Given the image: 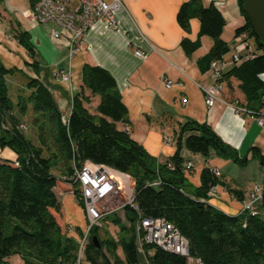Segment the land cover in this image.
Returning <instances> with one entry per match:
<instances>
[{"label":"trees","instance_id":"16d2710c","mask_svg":"<svg viewBox=\"0 0 264 264\" xmlns=\"http://www.w3.org/2000/svg\"><path fill=\"white\" fill-rule=\"evenodd\" d=\"M28 1L33 7L37 0ZM237 2L244 24L235 30L234 36L242 34L249 51L241 55L239 64L228 67L218 82L222 93L226 89L233 101H244L243 111L264 118L260 115L264 113V82L260 78L264 73V52L241 0ZM194 18L199 22L196 39L184 37L180 44L189 56L200 46V37L208 36L212 45L198 60L200 68L206 70L212 60H221L231 51L232 43L221 38L224 20L213 4L204 6L201 0L183 2L176 13L180 28L189 32V21ZM14 37L32 57L28 33L18 31ZM14 71L0 60V150H8L14 156L0 155V264L15 254L23 264H75L77 243L60 224L61 204L53 189L73 192L83 207L77 185L62 177L68 178L73 166L80 167L84 161L130 175L134 181L133 201L142 214L171 223L187 243V256L153 244L145 243L139 248L136 215L126 206L124 215L129 226L120 224L117 217L111 218L122 233L116 241L111 237L101 239L99 227L90 228L84 257L91 264H137L138 249L143 251L147 264H193L188 258L200 264H264V174L255 214L244 211L229 215L207 203L210 189L217 185L233 198L243 199L240 190L232 188L207 165L210 154L240 165L246 162L207 124L194 120L179 123L175 153L166 163L157 164L131 139L127 109L106 70L82 66L81 84L72 97L66 123L50 92L37 78H29L21 93L10 96L6 78ZM94 96L99 100L91 111L88 103ZM20 123L34 132L36 144L19 128ZM182 145L203 157L205 164L197 187L184 176L185 167L179 155ZM249 153L264 167V154L255 147ZM56 165L61 169L60 176L52 172ZM157 180L160 184L152 185ZM91 236L98 240V248L92 245ZM118 248L122 259L116 255Z\"/></svg>","mask_w":264,"mask_h":264},{"label":"crops","instance_id":"0c3cea01","mask_svg":"<svg viewBox=\"0 0 264 264\" xmlns=\"http://www.w3.org/2000/svg\"><path fill=\"white\" fill-rule=\"evenodd\" d=\"M185 1L119 0L121 7L115 16L117 28H109L101 22L93 24L83 35L77 54L70 57L67 39L52 38L54 25L34 21L28 0H0V60L6 68L15 69L6 78L10 96L21 93L29 78H37L50 92L61 115L68 116L72 97L81 84L82 66H98L106 70L116 83L127 109V130L131 139L141 145L157 164L166 163L175 153L179 123L187 120L207 124L222 142L236 151L239 158L245 157L251 161V147L264 154L263 117L248 110L243 111L244 101H233L226 89L220 92L218 100L211 106L205 103L202 88L210 86L213 79L207 69L200 68L198 60L208 52L212 40L208 36H201L200 46L189 56L184 53L181 40L185 37L194 41L199 29V22L195 18L189 21V32L178 25L176 13ZM201 2L204 6L213 4L220 12L224 20L221 38L233 45L235 30L244 24L237 0ZM18 31L28 33L32 57L14 37ZM136 50L142 52L141 57L134 54ZM231 54L232 49L223 59L228 60ZM60 74H66L68 79L60 80ZM260 78L264 82V73ZM167 80L171 82L169 88L164 85ZM233 94L241 99L238 92ZM89 99L88 107L94 111L99 98L94 96ZM260 115L264 116V113ZM26 136L36 144L32 130ZM0 155L14 157L8 150H0ZM179 155L184 167L187 163L191 164L184 176L193 187H197L200 171L205 164L203 157L191 153L183 145ZM229 161L211 153L207 165L222 175L232 188L240 190L243 199L239 201L233 198L217 185L207 203L226 214L237 215L248 201L252 188L248 186L243 191L231 182L224 171ZM53 191L61 204L60 224L72 226V236L76 238L86 222L84 209L72 192L63 188H54ZM256 204L259 201L253 204L254 207H257ZM108 216L97 233L101 239L111 237L116 241L122 233L111 218L119 217V213L115 211ZM119 220L120 224L129 226L125 215ZM111 224L119 231L116 237L104 232L105 228L111 229ZM115 252L122 259L120 249ZM136 258L137 264H147L142 250L138 249ZM5 264L23 262L15 254L6 258ZM79 264L91 263L83 256Z\"/></svg>","mask_w":264,"mask_h":264},{"label":"built area","instance_id":"2783aa9c","mask_svg":"<svg viewBox=\"0 0 264 264\" xmlns=\"http://www.w3.org/2000/svg\"><path fill=\"white\" fill-rule=\"evenodd\" d=\"M121 5L119 0H37L32 7V18L40 24L50 23L55 29L51 30V36L54 39H67L69 55L74 56L80 49V44L86 30L97 22H101L109 28H117L116 13ZM241 34L235 37V43L232 46V54L228 60H212L207 68L208 73L213 79V83L202 88L205 103L211 106L218 100L221 87L218 82L222 73L232 65H237L241 61V55L249 51L247 42L243 41ZM134 54L142 56V52L136 50ZM60 80L68 79L66 74H60ZM166 88L171 86L167 80L164 83ZM185 103V99L182 100ZM239 109V108H238ZM241 110V109H239ZM64 123L67 122V116H62ZM19 128L26 130L27 126L19 124ZM191 167L187 163V169ZM63 180L73 181L77 185L79 197L83 204L85 212V225L79 236L74 238L77 243V252L75 264H79L84 256V249L88 241L89 231L92 226L101 227L102 221L112 212L123 209L128 206L136 215L135 227L137 231L136 243L139 248L143 244H153L165 251L187 256V243L180 236L174 226L163 218L146 217L138 209L133 201L134 181L127 173L117 171L111 167L102 164L84 161L80 167H74L68 178ZM157 180L152 185H159ZM215 192L214 187L209 191V195ZM73 193V192H72ZM121 195V196H118ZM121 197L122 201L116 200L118 205L107 209L108 199ZM261 196V187L253 186L249 193L248 201L242 205L241 212L248 211L255 214L254 203L259 201ZM66 235L72 236V226H66ZM189 262L191 259H188ZM194 264H200L193 261Z\"/></svg>","mask_w":264,"mask_h":264},{"label":"rangeland","instance_id":"374dc122","mask_svg":"<svg viewBox=\"0 0 264 264\" xmlns=\"http://www.w3.org/2000/svg\"><path fill=\"white\" fill-rule=\"evenodd\" d=\"M233 44L235 43V36H234V40H233ZM233 46V45H232ZM253 48V46H252ZM248 52V51H246ZM242 59V58H241ZM26 135H30L31 134V129L29 130H24ZM251 161L250 159H246L245 164L240 165L237 163H234L232 160H230L226 167L224 168V171L226 173V175L229 177V179H231V182L234 185H237V187H239L240 189H242L243 191L247 189L248 186H250L251 188L253 186H258L261 187L262 186V179H263V174H264V167L261 166V164L258 162V160L254 157H251ZM60 168L56 165L55 167L52 168V172L56 175V176H60ZM74 194V193H73ZM121 196V195H118ZM114 197V198H109L107 202H109V205H106L107 209L115 207L118 205V202H116V200H120L122 201L121 197ZM256 206L258 207L259 204H256ZM124 208L118 210L119 213V217L117 216V218L120 217H124L123 214ZM125 222V220H124ZM111 229L105 228L104 232H106V234L108 236H115L118 235V229L116 228L115 225H110ZM102 236V233H101ZM137 244V243H136ZM187 247V245H186ZM141 250V249H139ZM121 254V253H120ZM122 256V255H120ZM189 259V258H188ZM191 263L194 264V262L191 260Z\"/></svg>","mask_w":264,"mask_h":264},{"label":"water","instance_id":"95a60500","mask_svg":"<svg viewBox=\"0 0 264 264\" xmlns=\"http://www.w3.org/2000/svg\"><path fill=\"white\" fill-rule=\"evenodd\" d=\"M241 4L253 34L264 52V0H241ZM90 239L92 245L98 248L96 237L91 236Z\"/></svg>","mask_w":264,"mask_h":264},{"label":"bare ground","instance_id":"6f19581e","mask_svg":"<svg viewBox=\"0 0 264 264\" xmlns=\"http://www.w3.org/2000/svg\"><path fill=\"white\" fill-rule=\"evenodd\" d=\"M184 256V255H183Z\"/></svg>","mask_w":264,"mask_h":264}]
</instances>
